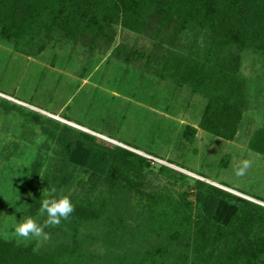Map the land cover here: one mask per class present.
Returning a JSON list of instances; mask_svg holds the SVG:
<instances>
[{
  "label": "trees",
  "instance_id": "1",
  "mask_svg": "<svg viewBox=\"0 0 264 264\" xmlns=\"http://www.w3.org/2000/svg\"><path fill=\"white\" fill-rule=\"evenodd\" d=\"M118 26L138 35L151 33L155 42L152 54L118 45L109 56ZM191 29L210 32L221 48L228 47V53L222 60H218V56L205 57L194 43L183 51L160 55L164 43L178 46L184 33ZM47 36H58L75 48L81 46L90 58V65L80 73L81 80L91 79L99 86L87 97L88 110L86 120L80 122L82 125H91L87 118L91 119L92 109L93 118H103L99 120L102 127L110 110L120 115L106 98L116 101L117 106L125 103L123 97L133 99L136 104L149 106L139 110L142 117L138 125L147 123L149 133L140 143L150 144L152 148L173 143L177 149L185 150L194 145L199 129L227 141L235 140L244 129L249 92L241 75V53L254 48L264 54V0H0L2 45L30 58L36 56L35 47L39 43V51L48 49ZM233 49L240 53H231ZM74 60L71 56L66 59L62 56L61 64L73 65ZM138 62H145L143 72L136 66ZM29 77L38 85L35 89L45 81L41 70ZM163 81H166L164 86ZM104 86L106 91L101 90ZM186 90L203 99L197 127L194 124L179 126L176 120L158 113L170 117L177 114V107L168 106L169 96L177 99L179 92ZM161 93H166L167 97L162 98ZM184 104L187 105L183 103L179 107L183 108ZM0 107L16 111L34 125H46L41 127L47 140L41 144V150H55L57 145V149H61L58 140L62 139V155L69 158L66 167L70 162L75 168L61 175V185L67 192L72 188L70 173L78 169L94 177L104 176L113 186L136 191V182L145 181L146 170L152 168L153 163L147 158L124 148L110 146L109 151H96L93 146L87 148L95 138L86 134L80 136L76 129L62 128L54 120L1 98ZM127 116L130 115H121L123 122ZM49 145L52 146L49 148ZM250 149L264 156V128L256 130ZM159 171L169 177L173 185L189 184L185 175L170 168L161 166ZM26 182L34 183L29 177ZM70 193H73L69 197L75 211L58 227L45 228L51 234V243L39 248L35 241L18 243L0 238V264H87L89 243L81 233L90 224L103 219L109 221L105 215L111 200L80 199L77 195L81 192L77 189ZM143 195L148 201L145 208L150 231L166 232L175 242L185 241L187 247H193L195 256L191 259L184 254L183 264H264V207L201 180L195 181L191 193L179 192L177 197L170 191ZM191 195L194 201L189 200ZM35 201L29 210L31 217L37 216L40 207L38 199ZM45 219L46 216H42L40 223ZM53 237L61 243L55 244ZM221 244L224 253L218 256L216 251ZM157 254L162 256L163 251L146 252L140 264H152ZM115 260L111 264H134L129 259Z\"/></svg>",
  "mask_w": 264,
  "mask_h": 264
},
{
  "label": "rangeland",
  "instance_id": "2",
  "mask_svg": "<svg viewBox=\"0 0 264 264\" xmlns=\"http://www.w3.org/2000/svg\"><path fill=\"white\" fill-rule=\"evenodd\" d=\"M116 34L115 44L108 51L109 56L118 45H125L147 54L154 51L155 42L151 33L138 35L118 26ZM214 39L215 37L208 31L191 29L184 33L178 46L173 47L169 43H164L160 55L176 50L183 51L195 43L204 52L205 57L218 56V60H222L228 53L226 50L228 47L221 48ZM45 41L48 49L39 51L41 45L39 43L35 47L36 56L30 58L0 43V98L46 119L54 120L60 123L62 128L68 126L76 129L80 136L86 134L95 138L93 144H88L87 148L93 146L96 151L103 149L109 151L110 146L120 147L147 158L153 164L151 169L146 170L145 181L136 182L138 184L136 191L128 187L113 186L112 183H107L104 176L94 177L78 169L70 173L72 188L67 192L61 185L60 178L67 169L69 171L75 168L71 167L70 162L66 167L69 158L62 155V139L58 140L62 144L61 149H57V145L55 150L48 148L41 150V144L47 141L41 133V127L46 125L40 123L35 126L16 111H6L0 107V238L18 243L35 241L39 248L48 246L51 239L44 242L35 239L23 241L17 238L14 234L15 226L30 216L29 210L34 207L35 199L41 204V200L45 198V190L54 186L57 189V196H70L73 194L70 192L77 189L81 192L77 195L80 199L111 200L105 215L109 221L103 219L101 222L90 224L81 233L82 238L86 236L89 243L87 264H111L116 261L115 259L120 261L129 259L134 264H140L146 252L156 249H161L163 255L157 254L152 264H183L181 257H184V254L187 253L191 259L195 256L193 247H187L185 241L175 242L166 232L150 231L145 208L148 201L143 194L170 191L177 197L179 192L191 193L195 181L201 180L264 207V156L250 149V140L254 133L264 128V54L261 51L249 48L241 53V75L249 92V109L245 127L240 135L233 141H227L199 129L194 145L187 146L186 149L189 147V150H180L174 147L173 143L155 145L153 148L150 144L140 143L141 140L142 142L146 140L149 133L147 123L138 125V119L142 117L139 110L142 107L148 109L149 106L136 104L133 99L123 97L125 103L117 106L116 101L111 102L110 98H106V101L120 112V117L110 110L109 116H104L107 122L103 123L102 127L99 120L103 118L94 117L98 119L95 120L93 118L95 112L92 109L91 119L87 118L91 125H82L80 122L86 117L85 113L88 110L87 97L93 88L95 90L98 88L96 86H99V83L91 79L81 80L80 73L90 65V58L81 46L77 48L69 46L71 44L60 40L58 36H47ZM231 53L240 52L233 49ZM62 56L64 59L73 57L75 59L73 65L68 62L62 65ZM136 66L143 72L146 64L138 62ZM132 67L137 68L134 65ZM40 70L44 73L45 81L35 89L38 85L29 76ZM163 82L164 86L166 81ZM101 90L106 91L107 88L104 86ZM166 95L161 93L162 98L167 97ZM74 97L76 98L73 104ZM169 98L168 106L177 107L178 110H175L177 114L170 117L158 111L161 116L176 120L179 126L197 124L202 110L201 97L191 95L190 90H186L179 92L177 99L174 96ZM183 103L187 105L184 104V107L180 108ZM126 112L130 116L123 122L121 115H127ZM79 142L83 140L79 139ZM51 146L49 145V148ZM243 159L252 160L253 165L246 175L237 177L235 167ZM161 166L185 175L189 184L184 187L179 185L180 182L173 185L169 177L160 173ZM28 177L32 179L33 184H27ZM189 200L194 201L193 195ZM41 217L37 214L33 218L40 223ZM52 240L55 244L61 243L57 237H53ZM223 250V244L219 245L216 254L219 256L221 252L224 253Z\"/></svg>",
  "mask_w": 264,
  "mask_h": 264
},
{
  "label": "clouds",
  "instance_id": "3",
  "mask_svg": "<svg viewBox=\"0 0 264 264\" xmlns=\"http://www.w3.org/2000/svg\"><path fill=\"white\" fill-rule=\"evenodd\" d=\"M253 161L243 159L235 167V175L243 177L252 167ZM57 189L53 186L45 190V198L41 200L38 209V216H46L43 224L38 223L36 218L31 216L21 220L14 228V234L23 241L47 242L51 239V234L45 231V228L58 227L62 220H67L75 211V205L68 195L57 196Z\"/></svg>",
  "mask_w": 264,
  "mask_h": 264
}]
</instances>
